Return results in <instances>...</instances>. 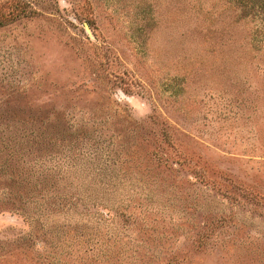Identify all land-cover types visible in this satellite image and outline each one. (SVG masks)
I'll return each instance as SVG.
<instances>
[{
    "label": "rangeland",
    "instance_id": "obj_1",
    "mask_svg": "<svg viewBox=\"0 0 264 264\" xmlns=\"http://www.w3.org/2000/svg\"><path fill=\"white\" fill-rule=\"evenodd\" d=\"M0 264H264V0H0Z\"/></svg>",
    "mask_w": 264,
    "mask_h": 264
}]
</instances>
